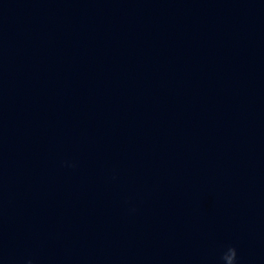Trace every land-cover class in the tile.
I'll return each mask as SVG.
<instances>
[{"label":"water","instance_id":"obj_1","mask_svg":"<svg viewBox=\"0 0 264 264\" xmlns=\"http://www.w3.org/2000/svg\"><path fill=\"white\" fill-rule=\"evenodd\" d=\"M264 264V0H0V264Z\"/></svg>","mask_w":264,"mask_h":264},{"label":"clouds","instance_id":"obj_2","mask_svg":"<svg viewBox=\"0 0 264 264\" xmlns=\"http://www.w3.org/2000/svg\"><path fill=\"white\" fill-rule=\"evenodd\" d=\"M222 259L224 264H235L236 250L234 247H228L227 251L223 254Z\"/></svg>","mask_w":264,"mask_h":264}]
</instances>
